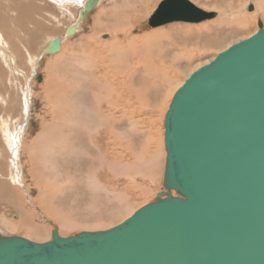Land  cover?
I'll use <instances>...</instances> for the list:
<instances>
[{
	"label": "rangeland",
	"instance_id": "rangeland-1",
	"mask_svg": "<svg viewBox=\"0 0 264 264\" xmlns=\"http://www.w3.org/2000/svg\"><path fill=\"white\" fill-rule=\"evenodd\" d=\"M0 1V235L36 242L54 226L63 237L112 228L154 201L175 92L264 26V0H191L206 19L159 26L149 21L164 0H101L68 37L85 0H35L26 13ZM104 124L117 134L97 143ZM23 218L39 235L6 224Z\"/></svg>",
	"mask_w": 264,
	"mask_h": 264
},
{
	"label": "water",
	"instance_id": "water-1",
	"mask_svg": "<svg viewBox=\"0 0 264 264\" xmlns=\"http://www.w3.org/2000/svg\"><path fill=\"white\" fill-rule=\"evenodd\" d=\"M99 1L87 0L79 19ZM208 15L191 0H164L149 24ZM61 45L55 38L45 52ZM164 135V190L154 201L106 230L63 237L54 226L47 242L0 235V264H264L262 22L178 88Z\"/></svg>",
	"mask_w": 264,
	"mask_h": 264
},
{
	"label": "bare ground",
	"instance_id": "bare-ground-1",
	"mask_svg": "<svg viewBox=\"0 0 264 264\" xmlns=\"http://www.w3.org/2000/svg\"><path fill=\"white\" fill-rule=\"evenodd\" d=\"M87 0H85L84 1V3H83V7L81 8V9H83L84 8V5H85V2H86ZM101 1V0H100ZM100 1H99V3H100ZM1 2V1H0ZM24 2V1H23ZM10 3H13V2H10ZM98 3V4H99ZM27 4V3H26ZM32 4V3H31ZM34 6V5H33ZM33 6H31V7H33ZM35 7V6H34ZM27 8H29V6L27 7ZM80 9V10H81ZM80 10H79V14H80ZM24 13H26V11H23ZM28 12V11H27ZM79 14H78V17H77V19H76V22L75 23H73V24H76L77 25V28H76V32L79 30V28H80V23L86 18H84L83 20H80L79 19ZM31 15V14H30ZM13 16V15H12ZM73 24H71V25H73ZM70 25V26H71ZM10 27V26H9ZM69 27V26H68ZM7 28V27H6ZM14 28V27H13ZM67 30V29H66ZM75 32V33H76ZM66 35V34H65ZM74 35V34H73ZM72 36V35H71ZM69 37V36H68ZM61 38H63V37H61ZM42 39V38H41ZM30 40V39H29ZM54 40V39H53ZM52 41V40H51ZM50 41V42H51ZM50 42H49V44H50ZM48 44V45H49ZM61 48H62V45H61ZM59 52V51H58ZM56 54V53H55ZM200 68V67H199ZM198 68V69H199ZM194 71H196V70H194ZM193 71V72H194ZM161 72V71H160ZM192 72V73H193ZM191 73V74H192ZM158 74V73H157ZM165 77H166V74H164V79H165ZM170 81H171V79L170 78H168ZM169 81V82H170ZM125 87V86H124ZM131 89H133L132 88V86H128V87H125V90L127 91V92H130V90ZM125 101V100H124ZM127 107V106H126ZM160 107V106H159ZM158 107V108H159ZM155 108H157V107H155ZM153 112V111H152ZM155 113V112H154ZM162 113V112H161ZM132 115H133V117H132V120H131V123H134V120H133V118H134V116H135V111H134V114H133V112H132ZM117 121H120V122H122L121 120H117L116 118H111L110 119V122H111V124L114 126V125H116L117 123ZM107 124V123H106ZM154 123H152V124H150L149 123V127L150 128H152V125H153ZM105 125V124H104ZM132 127L134 128V125L132 124ZM137 127H135L134 129H136ZM116 133L115 131H114V127H110V126H106L105 125V129H104V131H103V133H101L97 138H96V141H97V143L99 142V141H103L104 140V136H110L109 134H112V133ZM9 134V133H8ZM117 134V133H116ZM120 134V133H119ZM121 137V136H120ZM97 145V144H96ZM101 148V147H100ZM152 166V165H151ZM154 166V165H153ZM152 166V167H153ZM142 167V166H141ZM166 167V166H165ZM151 168V167H150ZM142 171H143V169H141ZM146 170V169H145ZM148 170V169H147ZM150 171V170H149ZM152 171V170H151ZM148 172V171H147ZM153 172V171H152ZM164 174H165V172H164ZM12 177H13V175H12ZM13 180H15L14 178H13ZM0 184H2V182H0ZM3 187H4V185H3ZM9 197V196H8ZM7 220V219H6ZM25 223V224H24ZM6 224L8 225V226H10L11 227V229L12 230H17L19 227H20V229H24L26 232H28V233H30V235L31 234H34V235H39V232H37L36 231V234H35V231H34V228L33 227H31L30 226V221L26 218V219H24L23 218V220L22 221H20L19 223H17V222H15V221H11V220H7L6 221ZM40 229H38V231H39ZM18 231V230H17ZM22 231V230H21ZM59 231V230H58ZM38 233V234H37ZM5 236V235H4ZM33 241V240H32ZM50 241V240H49Z\"/></svg>",
	"mask_w": 264,
	"mask_h": 264
},
{
	"label": "crops",
	"instance_id": "crops-1",
	"mask_svg": "<svg viewBox=\"0 0 264 264\" xmlns=\"http://www.w3.org/2000/svg\"><path fill=\"white\" fill-rule=\"evenodd\" d=\"M34 1L35 0H17V1L16 0H12L11 2H13L12 5L20 6V11L23 12V11H26V9H27V7H25V6H27V5H33L34 4ZM14 2H17L18 4L14 3ZM31 10H32V8H31Z\"/></svg>",
	"mask_w": 264,
	"mask_h": 264
}]
</instances>
